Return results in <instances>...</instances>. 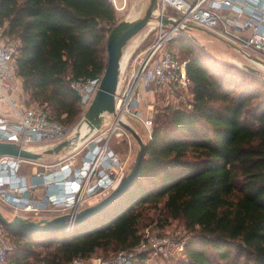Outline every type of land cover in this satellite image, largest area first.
<instances>
[{
	"label": "trees",
	"instance_id": "obj_1",
	"mask_svg": "<svg viewBox=\"0 0 264 264\" xmlns=\"http://www.w3.org/2000/svg\"><path fill=\"white\" fill-rule=\"evenodd\" d=\"M117 22L110 0H0L2 35L20 42L17 74L27 103L75 124L83 110L72 82L104 73ZM179 43L188 97L156 114L130 186L69 230L5 225L13 243L7 264L115 253L138 244L142 226L178 218L191 231L178 264H264V78L227 70L203 47Z\"/></svg>",
	"mask_w": 264,
	"mask_h": 264
},
{
	"label": "built area",
	"instance_id": "obj_2",
	"mask_svg": "<svg viewBox=\"0 0 264 264\" xmlns=\"http://www.w3.org/2000/svg\"><path fill=\"white\" fill-rule=\"evenodd\" d=\"M110 2L119 14L128 0ZM165 16L173 22H163ZM193 27L225 40L258 65L251 57H264V0H156L151 18L135 35L140 41L151 37L152 43L141 51L128 73L121 66L115 109L103 112L99 129L90 128L85 113L103 73L72 82L80 98L82 121L87 126L84 134L52 119L43 106L27 103L17 74L16 54L20 42L7 39L0 30V100L12 112L9 116L0 115V141L43 152L66 139H71L68 147H77L80 139L86 140V153L80 166H74L71 154L55 162H43V156L26 159L0 155V202L16 212L60 215L77 212L87 200L104 198L112 192L126 175L125 161L110 147L114 136H130L122 122L131 126L130 117H133L140 119L149 130L153 126L152 116H143L140 109L143 92H165L168 99L175 101L189 90L188 60L179 57L176 44L181 37L197 43L198 39L189 33ZM25 163L33 165L30 173L22 171ZM4 226L0 222V264H7L13 250ZM188 240L185 236L148 235L112 256H76L71 264H136L142 255L148 264H178L186 258Z\"/></svg>",
	"mask_w": 264,
	"mask_h": 264
},
{
	"label": "rangeland",
	"instance_id": "obj_3",
	"mask_svg": "<svg viewBox=\"0 0 264 264\" xmlns=\"http://www.w3.org/2000/svg\"><path fill=\"white\" fill-rule=\"evenodd\" d=\"M148 0H128L126 8L122 11L117 13L118 22L121 20L126 19H135L141 17L145 14L148 5ZM190 35L196 37L198 39L197 43L193 42V40L188 39L186 37L182 38L176 44V52L179 54L181 59H184V56L181 55L180 50V43H193L195 46L203 47L209 54L211 58H214L216 62L220 64L230 65L232 68L227 70H237L238 68H243L244 63L251 64L257 68H259L262 74H257L260 77L264 78V67H261L257 63H254L251 59L247 58V56L238 50L233 45L229 44L225 40L215 36L214 34L200 29L193 27L189 30ZM152 43V38H147L144 41H140L137 36H134L132 39L129 40L127 45L124 48V54L121 62L122 68H125V72L128 73L134 63L137 62L138 55L141 53L143 49H145L148 45ZM264 60V57H262ZM144 98L140 104V109L143 116L149 115L153 118V126L152 129L149 130L144 123L138 119L130 117L131 127L138 132V134L147 142L148 139L151 138L150 133L153 131L154 122L156 118V114L161 111L164 107L176 106L180 100H183L188 97V92H184L181 98L173 101L168 99L165 92H143ZM26 99L27 96L25 95ZM85 123L80 118L75 124L70 125L71 130L77 129L81 132L87 131V126L84 125ZM130 136H114L110 142V147L117 153L123 161L126 163V174L130 172L133 163L135 161L137 152L140 148L138 141L136 140L135 136L128 130ZM130 138L132 143L130 144ZM85 139V138H83ZM83 139L79 140V144L77 147H67L59 153L53 154H44L41 161L43 162H55L59 160L63 155L71 154L74 157V166H80L84 160L85 153H86V140L84 142ZM33 165L31 163H25L22 167V171L30 173L31 168ZM110 194V192L108 193ZM107 194V195H108ZM102 198L94 197L87 200L84 203V208L95 202L101 200ZM0 209L3 214L8 219H13L15 215H20L23 217L32 218L38 220L40 218H51L55 214L54 212H43L39 213L38 215L31 213V211L20 210L18 212L15 211L9 205L0 202ZM141 232L143 238L152 235H170V236H185L187 239L191 237V231L185 226L182 219H171L166 225L163 227L158 226V224L153 222L152 224H148L141 227ZM114 252H108L106 250H98L93 256H112ZM92 256V257H93Z\"/></svg>",
	"mask_w": 264,
	"mask_h": 264
},
{
	"label": "water",
	"instance_id": "obj_4",
	"mask_svg": "<svg viewBox=\"0 0 264 264\" xmlns=\"http://www.w3.org/2000/svg\"><path fill=\"white\" fill-rule=\"evenodd\" d=\"M156 4V0H150L145 14L141 17L129 20L124 19L117 22L113 26L107 37V65L104 70L100 86L94 96L92 103L85 113V119L91 129H99L103 122V112H113L115 109V95L119 82L121 71V62L124 54V48L148 22L151 18V11ZM163 22H173L168 17L162 18ZM254 61L264 66V60L258 57H251ZM244 68L257 74H262L261 70L251 64L244 63ZM135 136L140 146L133 166L127 173L119 185L110 194L101 200L82 208L79 211L60 214L51 218H40L38 220L15 215L13 219H8L0 209V222L4 225L24 230H69L73 226L83 222L92 216L101 212L114 200H116L132 183L137 171L142 163L147 142L134 130L129 124L122 122ZM71 144V139H66L52 148H48L43 152H36L21 147L14 142L0 141V155H15L26 159H38L44 154L59 153Z\"/></svg>",
	"mask_w": 264,
	"mask_h": 264
},
{
	"label": "crops",
	"instance_id": "obj_5",
	"mask_svg": "<svg viewBox=\"0 0 264 264\" xmlns=\"http://www.w3.org/2000/svg\"><path fill=\"white\" fill-rule=\"evenodd\" d=\"M20 78V77H18ZM21 81V79H19ZM12 112H11V109H10V106H8L5 102H2L0 100V115H10ZM58 214H54V216H57Z\"/></svg>",
	"mask_w": 264,
	"mask_h": 264
},
{
	"label": "bare ground",
	"instance_id": "obj_6",
	"mask_svg": "<svg viewBox=\"0 0 264 264\" xmlns=\"http://www.w3.org/2000/svg\"><path fill=\"white\" fill-rule=\"evenodd\" d=\"M261 67H264L262 64H260ZM82 134H84L85 132H81Z\"/></svg>",
	"mask_w": 264,
	"mask_h": 264
}]
</instances>
